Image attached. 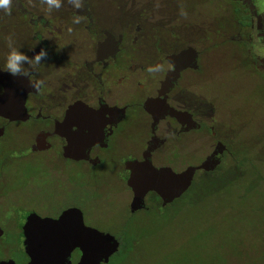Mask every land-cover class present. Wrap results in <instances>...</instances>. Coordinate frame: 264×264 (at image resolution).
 I'll return each mask as SVG.
<instances>
[{
  "label": "flooded vegetation",
  "instance_id": "flooded-vegetation-1",
  "mask_svg": "<svg viewBox=\"0 0 264 264\" xmlns=\"http://www.w3.org/2000/svg\"><path fill=\"white\" fill-rule=\"evenodd\" d=\"M258 1L204 0L216 15L209 23L200 17L186 22L193 8L166 0H83L80 9L61 0L51 11L42 0H14L10 12H0V67L9 36L29 58L41 48L47 54L34 72L24 65L41 82L38 89L25 77L0 73L8 75L14 117H0V263H28L27 217L57 220L72 209L80 211L85 227L118 242L115 256L127 232L124 217L155 208L167 219L185 201L197 173H215L234 159L233 144L222 138V128L232 122L219 114L223 103L227 108L221 83L207 88L212 75L204 59L224 40L238 49L223 72L264 75V11ZM76 16L79 23H73ZM188 48L196 52L197 69L179 70L187 61L176 57ZM217 158L220 165L197 171L180 198L162 206L149 192L141 209L131 210L130 164L148 161L182 173ZM79 257L73 251L71 263Z\"/></svg>",
  "mask_w": 264,
  "mask_h": 264
},
{
  "label": "rangeland",
  "instance_id": "rangeland-1",
  "mask_svg": "<svg viewBox=\"0 0 264 264\" xmlns=\"http://www.w3.org/2000/svg\"><path fill=\"white\" fill-rule=\"evenodd\" d=\"M166 1L193 8L186 22L200 17L209 23L216 16L204 0ZM258 3L264 7V0ZM227 16L224 13L222 18ZM253 44L255 49L258 43ZM237 49L236 44L223 40V46L204 59L207 75H212L207 88L220 81L219 93L228 109L223 103L219 114L222 120L232 122L231 128H222V138L233 144L235 157L217 171L231 181L219 199L210 200L208 205L205 199V206L184 205L180 213L165 220L155 208L144 216L124 217L127 232L120 242L132 244L134 249L123 259L127 264H264V75L235 77L223 72ZM235 57H240L237 52ZM197 176L204 175L199 172ZM135 220L136 229L131 224Z\"/></svg>",
  "mask_w": 264,
  "mask_h": 264
},
{
  "label": "water",
  "instance_id": "water-1",
  "mask_svg": "<svg viewBox=\"0 0 264 264\" xmlns=\"http://www.w3.org/2000/svg\"><path fill=\"white\" fill-rule=\"evenodd\" d=\"M177 59L187 61L179 70L187 67L197 69L196 52L188 48ZM8 75L0 76L5 92L0 96V117L13 119L8 106ZM2 132L0 131V136ZM224 150L219 148L221 154ZM220 165V159H208L198 167H190L182 173H173L169 168H154L148 161L130 164L131 175L128 187L132 190L131 210L141 209L144 197L154 192L165 206L181 197L190 187L197 171L212 172ZM26 264H72L70 257L78 250L80 257L76 264H108L110 257L117 251L119 244L110 235L85 227L80 211H65L57 220L40 219L36 215L27 217L23 226ZM0 264H15L12 261Z\"/></svg>",
  "mask_w": 264,
  "mask_h": 264
},
{
  "label": "clouds",
  "instance_id": "clouds-1",
  "mask_svg": "<svg viewBox=\"0 0 264 264\" xmlns=\"http://www.w3.org/2000/svg\"><path fill=\"white\" fill-rule=\"evenodd\" d=\"M74 8L80 9L83 7V0H69ZM42 3L47 6L48 10L59 9L61 6V0H42ZM14 0H0V12H10ZM81 17L76 16L73 18V23H79ZM6 46L8 51L4 54L3 65L0 67V73H7L12 78L25 77L27 78L28 84L33 89H38L41 82L34 81L31 76L35 71L36 66L42 63L41 58L46 57V52L43 48L39 52L29 58L22 51H20L15 45L11 36L6 37ZM24 65H30L33 72H29ZM149 72L155 71L153 68L148 69ZM4 92L3 88H0V95Z\"/></svg>",
  "mask_w": 264,
  "mask_h": 264
},
{
  "label": "trees",
  "instance_id": "trees-1",
  "mask_svg": "<svg viewBox=\"0 0 264 264\" xmlns=\"http://www.w3.org/2000/svg\"><path fill=\"white\" fill-rule=\"evenodd\" d=\"M234 164H233V167H234ZM230 181L231 180H226L225 176H221L217 172L208 174L203 177L196 178L193 182L191 189L187 192V195L185 196V199H184L185 201L182 200L177 205H175L173 208V211L171 212L173 214L180 213V209L184 205H187L188 207L189 206L192 207L197 204L202 205L203 202H205L204 201L205 199H207L206 204L208 205L210 200H213V199L217 200L220 198L219 193L222 195L224 191L223 188H227L228 182ZM252 181L253 180H251L250 182ZM252 183H255V182H252ZM202 206H205V205H202ZM208 207L212 208L211 206H208ZM132 248H133L132 244H128V245L123 244L120 252L116 254L115 256H113L112 259L110 260V264H111V261H112V264H118L119 262L124 261L123 259L126 257L125 256L126 254L128 253H131V255L133 254L134 249ZM127 262L128 261H124L123 264H127Z\"/></svg>",
  "mask_w": 264,
  "mask_h": 264
},
{
  "label": "crops",
  "instance_id": "crops-1",
  "mask_svg": "<svg viewBox=\"0 0 264 264\" xmlns=\"http://www.w3.org/2000/svg\"><path fill=\"white\" fill-rule=\"evenodd\" d=\"M257 4H259V3H257ZM256 5V4H255ZM260 6V8L262 9V8H264L263 6H261V4H259V5H257V7H259ZM263 10V9H262Z\"/></svg>",
  "mask_w": 264,
  "mask_h": 264
}]
</instances>
